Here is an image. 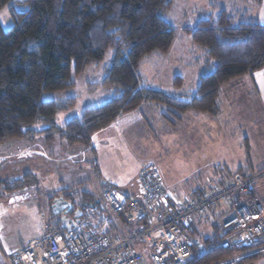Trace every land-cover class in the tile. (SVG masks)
I'll return each mask as SVG.
<instances>
[{
  "label": "trees",
  "instance_id": "1",
  "mask_svg": "<svg viewBox=\"0 0 264 264\" xmlns=\"http://www.w3.org/2000/svg\"><path fill=\"white\" fill-rule=\"evenodd\" d=\"M12 1L22 9L10 10L14 20L10 29L0 23V146L41 136L52 142L59 129L58 114L74 107L77 98L45 99L44 94L73 88L76 76L89 66L102 65L109 50L112 58L104 67L102 84L112 90L111 96L65 121L61 136L69 145L89 146L96 132L142 104L162 107L164 114L195 111L218 117L222 87L264 68V25L254 16L238 18L222 10L184 28L205 49L207 59L200 61L197 86L172 94L145 82L140 72L146 56L165 54L173 45L176 28L166 18L172 0H0V10ZM24 173L11 183L5 180L4 188L37 184L35 174ZM63 189V197L52 201L51 230H66L62 216L53 212L59 199L72 203L68 217L82 212L94 222H103L98 195L76 192L71 186ZM213 229L212 235L200 236L202 241L194 245L186 264H218L243 254V260L264 257V252L246 256L257 247L250 244L223 248L221 243L231 230L216 222ZM190 234L193 237V229Z\"/></svg>",
  "mask_w": 264,
  "mask_h": 264
},
{
  "label": "rangeland",
  "instance_id": "2",
  "mask_svg": "<svg viewBox=\"0 0 264 264\" xmlns=\"http://www.w3.org/2000/svg\"><path fill=\"white\" fill-rule=\"evenodd\" d=\"M172 1L166 18L176 28L173 45L165 54L154 52L146 56L140 72L148 84L178 94L179 90L187 92L197 86L202 68L200 61L207 59L205 49L197 46L184 28L194 27L200 19L215 16L222 10L238 18L250 16L247 13L256 2ZM13 8L21 10L22 6L12 1L0 10V23L5 30L14 25L10 12ZM111 58L109 50L102 65L89 66L76 76L73 88L44 94L45 99L77 98L74 107L58 114L59 129L52 142L45 136L35 141L19 140L10 150L20 156L9 154L10 142L0 146V264L4 262V251L12 252L45 233L46 224L54 222L52 201L63 197V188L71 186L76 192L90 191L101 198L102 188L108 185H103V181L113 180L117 186L122 184L120 182L136 184L138 172L147 162H154L159 167L167 187L180 200L202 189L225 185L233 175L242 173L243 176L258 177L253 192H257L256 196L264 204L260 195L264 193V119L259 116L256 95L245 84H238V78L222 87V111L218 117L195 111L163 114L164 109L156 107L152 115L144 113V120L135 118L133 126L125 122L112 125V139L105 142L95 143L92 139L89 146L67 144L61 136L65 121L81 116L86 108L110 98L112 90L102 83L104 67L110 64ZM179 81L181 86L176 84ZM24 172L35 174L37 184L18 189L4 188L5 180L11 183ZM259 186L260 192L256 190ZM121 189L125 191L124 186ZM225 209L228 204L218 203L208 216L192 218V221L197 220V228L203 237L212 235L213 223L221 226ZM220 212L216 217L215 214ZM101 220L107 222L109 219L104 216ZM110 228L113 229V225L110 224ZM263 246L245 252L246 256L263 253ZM244 255L231 256L218 264H254L262 258L243 260ZM145 259L150 261L149 254Z\"/></svg>",
  "mask_w": 264,
  "mask_h": 264
},
{
  "label": "built area",
  "instance_id": "3",
  "mask_svg": "<svg viewBox=\"0 0 264 264\" xmlns=\"http://www.w3.org/2000/svg\"><path fill=\"white\" fill-rule=\"evenodd\" d=\"M257 179L236 173L225 185L180 200L167 187L159 167L144 163L136 196L104 185L101 208L107 222L81 216L68 235L66 230H51L47 223L41 237L4 251L3 264H142L148 254L151 264H186L195 245L189 229L192 218L208 216L218 203L228 204L221 227L231 230L223 248L262 246L264 204L253 192Z\"/></svg>",
  "mask_w": 264,
  "mask_h": 264
},
{
  "label": "crops",
  "instance_id": "4",
  "mask_svg": "<svg viewBox=\"0 0 264 264\" xmlns=\"http://www.w3.org/2000/svg\"><path fill=\"white\" fill-rule=\"evenodd\" d=\"M247 14H249L250 16L256 17L260 21V23H262L264 25V0H261L260 4L258 2H256V4H254L252 6V8H250V10L248 11ZM236 82L238 84H245L248 88H250L252 90L253 94L256 95L258 106L260 108L259 116H261V118L264 119V68L259 70V71H257V72H255L253 75H246V76H243L241 78H238L236 80ZM237 83H233V85H236ZM154 86L157 87L156 85H154ZM158 87L160 88V86H158ZM227 88H229V87H227ZM156 107L159 108L157 105H154V104H142V106L138 107L136 110L131 111V112L126 113V114H123L118 119H116L110 126H108L107 128H105L102 131H99L100 133L99 132L95 133L94 136L96 134H98V135H97V139H95V140H94V136H93V142L100 143V142H105L108 139H112V136L114 134L113 129L111 127L112 125H114V126L115 125H121L122 123H120V122H125L124 124L133 126L135 121H136L135 118L139 117V118H142V120H144V117L146 115L144 113L145 112L148 113V114L151 113V115H152V110L154 108H156ZM163 114H164V112H163ZM122 119H123V121H120ZM119 135H120V133H119ZM15 144H18V142L11 141L10 144L8 145L9 154H11L12 156L18 155V153L15 155V151L14 150H10L13 147H15ZM7 155H8V153H7ZM18 156H20V155H18ZM53 157H54V154H53ZM44 160H45V158H44ZM63 183H65V182L63 181L61 184L63 185ZM107 183L109 185H112V186L116 187V188H119L121 191H122L121 187L124 186L125 187V191H123V192L126 193L129 196H136L138 194V190H139L138 181H137L136 184H132V183H127L126 184V182H124L125 183L124 184L123 182H120V183H122L120 186H117V184H116L117 182H114L113 180H105V181L102 182L103 185L107 184ZM102 190H103V188H102ZM102 190H101V193H102ZM256 190L260 192V186ZM263 194L264 193H262V192L260 193V195L262 196L261 198L264 200V195ZM211 209H214V208H211ZM208 214H209V212H208ZM219 214H221V212L215 214V216L217 217ZM222 214L224 215L223 211H222ZM197 226H198L197 225V220L195 219V220L192 221L191 226L189 228L190 230L193 229V231H194L193 237H194L195 243H199L200 242V238L199 237L202 235L200 228L199 227L197 228ZM146 260L147 259H145L144 261H146ZM146 262L147 263H145V264H151L149 261H146ZM142 264H144V263H142ZM251 264H253V263H251ZM254 264H264V257H262L260 260H258Z\"/></svg>",
  "mask_w": 264,
  "mask_h": 264
},
{
  "label": "water",
  "instance_id": "5",
  "mask_svg": "<svg viewBox=\"0 0 264 264\" xmlns=\"http://www.w3.org/2000/svg\"><path fill=\"white\" fill-rule=\"evenodd\" d=\"M60 201H63V200L59 199L53 205V212L55 215H59L63 211L69 212V210L72 208V203L70 202L65 203L62 207L57 206ZM81 216H82V212H76L72 218L68 217L67 215H63L61 217L62 227L66 228L67 230L66 235H68V233L71 232L75 228L77 219H79V217Z\"/></svg>",
  "mask_w": 264,
  "mask_h": 264
},
{
  "label": "flooded vegetation",
  "instance_id": "6",
  "mask_svg": "<svg viewBox=\"0 0 264 264\" xmlns=\"http://www.w3.org/2000/svg\"><path fill=\"white\" fill-rule=\"evenodd\" d=\"M57 202V201H56ZM65 203H68L67 201H60L59 203H58V205L57 206H59V207H62ZM63 215H67V216H71L68 212H62L61 214H60V216H63Z\"/></svg>",
  "mask_w": 264,
  "mask_h": 264
}]
</instances>
